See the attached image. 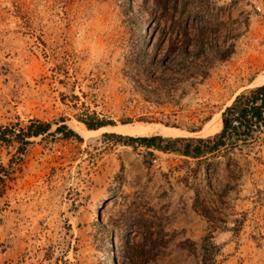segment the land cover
<instances>
[{
    "label": "rangeland",
    "instance_id": "374dc122",
    "mask_svg": "<svg viewBox=\"0 0 264 264\" xmlns=\"http://www.w3.org/2000/svg\"><path fill=\"white\" fill-rule=\"evenodd\" d=\"M258 75L264 0H0V126L52 125L22 161L0 149V264H201L196 191L221 219L217 263L264 264V127L237 122L202 161L74 128L89 113L209 139Z\"/></svg>",
    "mask_w": 264,
    "mask_h": 264
},
{
    "label": "trees",
    "instance_id": "16d2710c",
    "mask_svg": "<svg viewBox=\"0 0 264 264\" xmlns=\"http://www.w3.org/2000/svg\"><path fill=\"white\" fill-rule=\"evenodd\" d=\"M79 121L85 124L87 129L91 132L97 131L106 126H113L110 121L99 119L93 115L87 113V118H79ZM240 121V125L243 123L249 124V122L256 123L257 127H264V86L252 91L249 96L239 97L234 104L227 108L222 115L221 127L217 131V135L209 139H163L162 137H141V138H127V145L134 147L137 143H141L147 149L154 148L164 152H181L182 155L194 159L204 160L203 158L214 155L220 151V148L226 145L228 137H230L235 128L238 126L237 122ZM247 126V125H246ZM52 128L50 123H45L40 120H30L29 125L22 127L21 124H15L11 126H0V149L3 147H10L14 143H18L19 159L22 161L23 157L27 153V148L30 145V139L34 137H40L47 134ZM250 131V127L247 126ZM222 129V131H221ZM67 130L66 126L59 127L58 131ZM248 131V132H249ZM221 132V133H220ZM219 133V134H218ZM67 135L74 136L75 133L71 130L67 131ZM118 139H124L122 136L112 135ZM165 141L166 147H162L159 142ZM182 146L177 149V145ZM199 161V162H200ZM7 169L0 165V186L5 185L6 178H8ZM205 200H202L198 191H196V198L194 201V209L197 213L201 214L207 222L211 225L212 229L202 239L201 249V264H218L216 257L219 253V247L215 243V232L218 230L217 222L221 219H215L209 207L206 205ZM237 229L232 230L234 234L239 232L240 227L243 226V220H236Z\"/></svg>",
    "mask_w": 264,
    "mask_h": 264
},
{
    "label": "bare ground",
    "instance_id": "6f19581e",
    "mask_svg": "<svg viewBox=\"0 0 264 264\" xmlns=\"http://www.w3.org/2000/svg\"><path fill=\"white\" fill-rule=\"evenodd\" d=\"M264 83V77L261 75H258L252 82L253 86H260ZM218 127V121H210L209 124L205 129L200 131L199 135H212L215 133L216 129ZM75 130L79 133L81 137L86 139L87 141H92L96 138H99L101 134L105 133H112L117 134L125 137H163V138H174L177 139L179 137H182L185 135L184 131H181L180 129L171 128L165 125L161 124H126V125H120L117 127L113 126H106L103 127L96 132H88L86 129H84L82 126H74ZM194 135V134H192Z\"/></svg>",
    "mask_w": 264,
    "mask_h": 264
}]
</instances>
